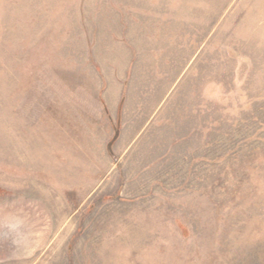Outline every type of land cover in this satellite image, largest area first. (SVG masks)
I'll list each match as a JSON object with an SVG mask.
<instances>
[{
  "label": "rangeland",
  "instance_id": "374dc122",
  "mask_svg": "<svg viewBox=\"0 0 264 264\" xmlns=\"http://www.w3.org/2000/svg\"><path fill=\"white\" fill-rule=\"evenodd\" d=\"M0 264H264V0H0Z\"/></svg>",
  "mask_w": 264,
  "mask_h": 264
}]
</instances>
